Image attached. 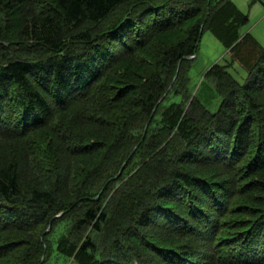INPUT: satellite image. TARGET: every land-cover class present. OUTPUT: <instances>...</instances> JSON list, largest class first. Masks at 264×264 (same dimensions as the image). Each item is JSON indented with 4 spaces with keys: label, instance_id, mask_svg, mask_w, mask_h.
Here are the masks:
<instances>
[{
    "label": "trees",
    "instance_id": "1",
    "mask_svg": "<svg viewBox=\"0 0 264 264\" xmlns=\"http://www.w3.org/2000/svg\"><path fill=\"white\" fill-rule=\"evenodd\" d=\"M47 2L14 28L22 44L6 41L0 26V146L21 139L28 153L0 160V264L10 253L6 264H41L54 236L70 264H264V182L249 175L242 189L259 205L242 207L216 174L238 167L251 133L255 154L244 172L264 163V45L240 33L247 14L232 0ZM206 29L231 54L208 70L220 99L214 110L189 88L190 56ZM234 61L242 82L228 70ZM100 119L110 121L103 136H80ZM38 128L65 154L72 190L41 177L23 189L21 170L39 168L36 147H27ZM81 155H93V166ZM225 216L232 220L219 226ZM149 228L162 232L148 236Z\"/></svg>",
    "mask_w": 264,
    "mask_h": 264
},
{
    "label": "rangeland",
    "instance_id": "2",
    "mask_svg": "<svg viewBox=\"0 0 264 264\" xmlns=\"http://www.w3.org/2000/svg\"><path fill=\"white\" fill-rule=\"evenodd\" d=\"M232 1L236 4V6L242 12H244L248 16V21L246 24H244L240 28V33L243 35L246 32H249L260 44L264 45V0H232ZM6 3L8 5L10 4L9 1H7ZM47 3H48L47 0H31V2L25 3L21 6L18 5L15 8H12L11 6L10 9L6 7L5 5L4 7L0 6V26L5 31L4 39L6 41L18 40V38L15 37L14 28L20 24V21H23V22L26 21L27 18L32 13H34L36 9L43 8L42 6L47 5ZM19 12H22L20 16H18ZM16 42L19 44H22V42H18V41H15L14 43L12 42L11 44L16 45ZM230 58H231V54L229 53L228 49L212 34L211 31L207 29L204 30L201 35L200 41H199V46H198L196 55L193 56L191 60H189L190 66L188 69V75L190 77V83H189L190 90L193 93L197 91L196 95H198L202 103L206 107H208L210 110H214L217 107L220 99L214 91L218 89L217 85H215V83L211 81V78L208 75V70L216 63L217 64L229 63ZM228 70L240 82H242L244 78L246 77L245 70L236 61L231 62L230 67H228ZM238 108H239L238 111H240L239 115L242 116L241 114L242 112L244 115L245 111L242 109V106L238 105ZM72 113H74V107L68 110L66 115H60V117L57 116V119L61 120L63 117L68 119V116L70 117ZM93 113H97V111H94ZM100 120L103 121V119H100ZM105 122L109 124L110 121L109 122L105 121ZM105 122L102 123L104 125H101V122H96V121L95 122L93 121L92 124H86L82 127L83 131L81 130V132H79L81 135L79 133L78 135L85 138L86 141L89 140L92 142L95 139L100 138L101 136L105 134L107 130L106 128L108 127V125L105 124ZM254 122H255V127L253 128V130L257 132L258 129L256 127L255 119H254ZM65 123L67 127L70 125L68 121H66ZM68 129L71 130V128H68ZM78 131H80V129H78ZM250 135L252 136L251 139L253 140L252 142H250V138L247 137V139L249 140V149H245L246 150L245 153L240 154L239 160H238L239 162L238 167L232 169V166L230 165L229 168H227L224 172H223V169H219L218 173L216 172L217 176L221 177V175H223V179H225V181L229 184V188L231 189L232 192L236 190V192L238 193V197L235 198L236 199L235 205H238L239 201L240 202L242 201L241 202L242 204H240L242 207H245L248 204L255 205V206L259 205V203L257 204L256 202L255 204L254 202L256 198L251 197L248 194L249 190L242 189V188H245V184L243 182L247 179L250 180L251 177L249 175L253 174L254 172L257 175L256 179H258V181L261 180L262 182H264L262 178H259V177H264V166H263L264 163L257 162L255 165L249 166L250 174H246L244 172V168L247 166L246 163L250 159H252L253 158L252 156L255 154L254 145L256 143L257 137H256V134L251 133ZM52 136L53 135L50 134L46 128L35 129L33 132H31L28 135L27 139L29 143L27 144V147H30V144L36 147L35 154L38 159H35V160L36 162H39V163H36V165H38L39 168L34 167L33 165L30 164V168L28 171H26V169L21 170V174L23 175L20 180H21L23 189L31 188L33 186H38L41 183H43V182H40V180L36 181L37 179H40V177L42 178L44 182H47L48 179L50 178H52V180H54L55 178L57 181V184L58 183L60 185L63 184L64 187L67 186L69 190H72V188H74V186L76 185V182H74L73 180H70L73 174L71 173V171L69 172L67 171L68 174L70 173L69 184H66L64 183L65 181H63V175H64L65 168H66L65 164L67 162L66 158L64 157L66 156L64 153H62L61 150L60 151L57 150L55 148L56 146H53L54 143H52L53 141ZM73 137H75L74 134H73ZM69 140H71V138H69ZM25 150H26V147L23 145L21 139H14V140L6 141L3 146H0V160L4 158L6 159V161L9 162L10 158L12 157H14V159H17V161L22 160L23 156L28 155V153H26ZM91 157H93V155H87V156L81 155L79 158V161L83 160V164H86L87 166L91 167V165L94 164L90 162V160L93 161ZM210 162L213 163L214 161H210ZM33 168H37L39 172L37 171L33 173L32 172ZM256 168H260V170L256 171ZM229 170L232 171L230 176L228 172ZM53 173H55L56 177L52 176ZM225 173H228V175ZM234 176L237 178V181L234 184H232L231 182H233ZM250 192H251L250 194L253 193L254 196L259 194L258 191L257 192L250 191ZM250 199H253V200H250ZM258 199L261 200V198H258ZM263 203H264V200H263ZM232 206H233V203H230V205H228L229 210L233 209ZM228 207L226 208V205H225V209H223V211H225L227 215L229 213L233 214L230 211L227 212ZM137 209H139V206L135 210ZM224 219H225L224 221L221 220L218 223L219 226L225 225L226 223H228L229 220H232L228 218L227 216H225ZM45 230H48V227ZM158 232H162V230H158L155 228H149L144 233H146L148 236H156ZM10 237L15 240L14 245H21L22 241L19 239L20 237L19 235H13V236L9 235L7 237H4L3 239L10 238ZM52 239L54 242L53 249L52 251L49 252V248H46L45 251L47 252V255L46 254L43 255V259H42L43 261L41 264H70L68 258L58 253L56 244H55L56 237L54 236ZM1 241L2 239L0 238V242ZM24 247L25 246L18 247V248L16 247L13 252L21 251L22 248ZM11 255L12 253L7 255L5 257V260L7 261L8 259H10ZM151 256L156 260V263L157 262L161 263L160 262L161 260H159V258L162 259V255L153 253L151 254ZM6 261L2 262V264H6ZM72 263H76V262H72ZM162 263L164 262L162 261Z\"/></svg>",
    "mask_w": 264,
    "mask_h": 264
},
{
    "label": "water",
    "instance_id": "3",
    "mask_svg": "<svg viewBox=\"0 0 264 264\" xmlns=\"http://www.w3.org/2000/svg\"><path fill=\"white\" fill-rule=\"evenodd\" d=\"M193 56H190V58H192Z\"/></svg>",
    "mask_w": 264,
    "mask_h": 264
}]
</instances>
